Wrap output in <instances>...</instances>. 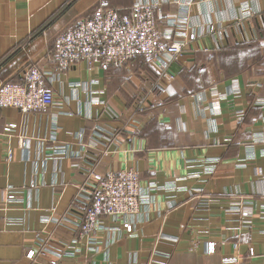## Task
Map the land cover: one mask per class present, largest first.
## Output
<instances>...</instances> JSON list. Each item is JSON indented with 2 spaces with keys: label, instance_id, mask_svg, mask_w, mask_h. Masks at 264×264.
Segmentation results:
<instances>
[{
  "label": "crops",
  "instance_id": "obj_1",
  "mask_svg": "<svg viewBox=\"0 0 264 264\" xmlns=\"http://www.w3.org/2000/svg\"><path fill=\"white\" fill-rule=\"evenodd\" d=\"M137 2L160 5L161 30L173 17L177 32L201 36L166 67L145 58L123 69L80 63L48 83L56 106L0 108V264H49L48 254L35 263L26 257L36 238L51 232L57 245L75 234L41 219L54 204L58 215L75 217L70 202L93 168L131 167L144 187H161L133 219L134 231L102 232L99 249L84 246L56 264H264V0H0V84L21 81L30 65L52 68L66 26L99 7L129 12ZM209 24L221 25L223 37L214 40ZM213 86L225 96L214 98ZM56 145L69 153L55 154ZM9 186L21 201L4 210ZM238 197L258 205L249 228L224 210ZM205 199L218 202L204 207Z\"/></svg>",
  "mask_w": 264,
  "mask_h": 264
},
{
  "label": "built area",
  "instance_id": "obj_2",
  "mask_svg": "<svg viewBox=\"0 0 264 264\" xmlns=\"http://www.w3.org/2000/svg\"><path fill=\"white\" fill-rule=\"evenodd\" d=\"M160 16V5L154 3L137 2L129 12L113 7L97 8L93 14L80 19L58 35L52 68L46 70L30 65L22 74L21 81L0 84V108L14 107L28 113L56 106L55 92L48 83L58 80L60 75H65L67 70L80 63L91 68L122 67L134 59L145 58L166 67L169 62L181 56L201 34L195 30L177 32L175 28L182 29V25L173 17L166 19L167 26L161 30ZM221 27L219 25L215 28L214 24H209L207 33L214 40L217 36L222 38L225 32ZM79 85L74 83L73 87ZM232 90L236 93L240 91L239 86L233 84ZM209 92L217 99L225 96L216 87ZM117 136L116 133L112 134L114 138ZM26 145V142H22L24 148ZM52 148L55 154L69 153L67 145ZM210 170H213L212 166ZM90 172V181L80 187L70 202L69 209L78 211L75 217L58 215L57 204H54L50 214L41 219L45 226L51 223L58 227L69 226L75 234L74 238L70 242L55 245L53 233L46 232L38 236L34 248L26 253L31 262H38L48 254L52 256L49 264H56L59 258L77 257L84 246L99 249L104 242L102 232L112 233L122 228L126 233H132L133 219L141 213L144 204H148L150 193L161 188L153 180L144 187L140 172L132 167L105 174L97 172L95 168ZM18 194L19 191L9 186L1 202V209L7 210L20 202ZM215 202L218 201L205 199L201 205L209 207ZM257 206L254 200L238 197L230 200L224 210L238 214L242 226L249 228L253 225ZM260 208L264 212V204ZM214 251V243L207 242V252ZM249 252L253 254V249Z\"/></svg>",
  "mask_w": 264,
  "mask_h": 264
},
{
  "label": "rangeland",
  "instance_id": "obj_3",
  "mask_svg": "<svg viewBox=\"0 0 264 264\" xmlns=\"http://www.w3.org/2000/svg\"><path fill=\"white\" fill-rule=\"evenodd\" d=\"M75 25V23L74 24H72V25H68V26H66L65 28H63L60 32H59V34L62 32V31H64L65 29H67V28H70V27H72V26H74ZM58 34V35H59ZM58 35H57V37H58ZM141 61H143V64H145V65H147L148 64V62L149 63H151V61L150 60H146V59H142ZM135 62V61H134ZM133 63V60L132 61H130L129 63H127V64H125L124 66H122V67H111V68H117V69H123V68H125V67H127V66H131V64ZM152 64V63H151ZM182 78H181V80H184V78L183 77H187L184 81L187 83L188 82V79L190 78V75L189 74H187V73H185V72H182L181 73V75H180ZM212 76V75H211ZM170 80H173V78L172 79H170ZM181 80H178V82H180L181 83ZM196 80V79H195ZM194 80V78H192V79H190V82H188V83H190V84H192V83H195L196 84V81ZM174 82H175V80H174ZM178 82H175L174 84H176V85H178L179 83ZM113 83H114V80H110L109 81V85L111 86V87H113ZM206 83V82H205ZM206 85V84H205ZM211 84H209L207 87H209ZM214 87V86H213ZM181 89V87H178V90H180ZM145 90V89H144ZM144 90H142V98H144V97H147L148 96V91H144ZM190 91H199V90H195V89H189V88H185V89H181L180 90V93H185V92H190ZM201 91V90H200Z\"/></svg>",
  "mask_w": 264,
  "mask_h": 264
},
{
  "label": "trees",
  "instance_id": "obj_4",
  "mask_svg": "<svg viewBox=\"0 0 264 264\" xmlns=\"http://www.w3.org/2000/svg\"><path fill=\"white\" fill-rule=\"evenodd\" d=\"M147 60V59H146Z\"/></svg>",
  "mask_w": 264,
  "mask_h": 264
}]
</instances>
